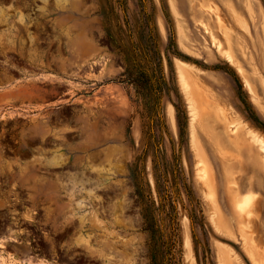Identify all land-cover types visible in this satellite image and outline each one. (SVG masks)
<instances>
[{"label": "rangeland", "instance_id": "obj_1", "mask_svg": "<svg viewBox=\"0 0 264 264\" xmlns=\"http://www.w3.org/2000/svg\"><path fill=\"white\" fill-rule=\"evenodd\" d=\"M182 64L203 93L193 128ZM253 133L264 0H0V216L27 186L97 264H264ZM69 159L86 161L75 177L38 176ZM7 244L0 264H32Z\"/></svg>", "mask_w": 264, "mask_h": 264}, {"label": "flooded vegetation", "instance_id": "obj_2", "mask_svg": "<svg viewBox=\"0 0 264 264\" xmlns=\"http://www.w3.org/2000/svg\"><path fill=\"white\" fill-rule=\"evenodd\" d=\"M74 137L75 135L71 136V138ZM74 143L75 140L73 141ZM32 161V158L19 160L20 163H31ZM83 165L84 167L86 166L85 160L69 159L66 163L53 167L56 170L37 168L40 172L38 176L52 182L56 180V177L67 179L69 174H73L75 177L77 173H81L82 169L80 167ZM83 170L86 172L85 169ZM45 192L32 193L28 191L27 186H22L18 191L14 192V201L9 204V208L5 209L0 216V236L6 238L7 246L17 252V257L25 263L29 261L34 263V260L41 262L43 260L45 264H48L47 261H49V264L99 263L100 259H93L89 255H77L74 252L73 244L78 230L75 224H69L62 231H54L46 216L49 214V210L52 211L51 214H55L58 211H56L57 207L50 206L49 202L45 200L48 198ZM53 192L59 193L57 196L60 198L64 197L61 190ZM34 198L35 200H33ZM65 203V201H62L61 206ZM34 206L38 210L34 211L35 216L29 219L27 211Z\"/></svg>", "mask_w": 264, "mask_h": 264}, {"label": "bare ground", "instance_id": "obj_3", "mask_svg": "<svg viewBox=\"0 0 264 264\" xmlns=\"http://www.w3.org/2000/svg\"><path fill=\"white\" fill-rule=\"evenodd\" d=\"M223 35H225V34H223ZM251 36V35H250ZM212 40V39H211ZM230 41V40H229ZM219 48H220V45H219ZM223 53H225V52H223ZM228 53H230V52H226V56L228 55ZM230 57V58H229ZM228 57V59H231V55ZM183 65H185V64H182V65H180L179 66V79H180V83H181V85H182V87H183V90H185L186 91V93H187V95L189 96V100H190V106H189V108H190V115H191V127L193 128L194 127V123H195V121H196V119H197V117H198V115H197V113H196V110H195V99L198 97L199 99H203V93H202V91L200 90V89H197V96L196 95H194V92L191 90L192 88H191V84H190V81H189V76H188V72H187V70L186 69H188V68H186L185 69V67H183ZM186 66V65H185ZM240 73H242L243 74V76H245L246 74V72L244 71V69L240 66L239 67V70H238ZM239 73V74H240ZM242 74H241V76H242ZM191 76V75H190ZM246 77V76H245ZM243 78V77H242ZM244 80H246V79H244ZM250 80V79H249ZM244 83H246V82H244ZM251 83V82H250ZM248 86H249V84H248ZM197 87V86H196ZM249 90H250V88H249ZM252 91H253V89H252ZM251 91V92H252ZM257 95H255V97H256ZM254 97V98H255ZM256 100V99H255ZM202 102V101H201ZM207 104H208V102H207ZM209 105V104H208ZM205 109L206 108H204V112L203 113H205V116L203 115V118H204V120L205 119H209L210 118V116H211V113H210V111L209 112H205ZM202 113V112H201ZM203 120V121H204ZM202 121V120H201ZM235 124V123H234ZM234 124L232 123V125L231 126H234ZM234 131V130H233ZM191 133H193V132H191ZM235 133H237L236 135H240L239 134V131H236L235 130ZM234 134V133H233ZM251 136H252V139L254 138L255 140H256V142H260L259 144H260V147L262 146V148L264 149V140L263 139H260V137H258L257 136V134H251ZM194 137V136H193ZM235 138V137H234ZM242 140V139H241ZM233 141V143H241L240 141H239V139H233L232 140ZM245 142V141H244ZM254 142V141H253ZM255 142V143H256ZM262 144V145H261ZM262 150V149H261ZM238 203V202H237ZM237 205V204H236ZM236 205H235V207H236ZM239 205V204H238ZM243 205V204H242ZM241 205V206H242ZM238 208V207H237ZM254 246V245H253ZM252 247V246H251ZM252 251L250 250V252L249 253H251ZM253 254V253H252ZM229 256V255H228ZM252 256V255H251ZM34 257V256H33ZM252 258H253V260H254V255L252 256ZM31 260H32V258H31ZM34 261H37V260H34ZM41 262V261H40ZM42 262H44L43 260H42ZM1 263H3V261H1ZM34 263H36V262H34ZM45 263V262H44ZM47 263L49 264V261H47ZM231 263V262H230ZM33 264V263H32ZM36 264H40L39 263V260H38V263H36Z\"/></svg>", "mask_w": 264, "mask_h": 264}, {"label": "crops", "instance_id": "obj_4", "mask_svg": "<svg viewBox=\"0 0 264 264\" xmlns=\"http://www.w3.org/2000/svg\"><path fill=\"white\" fill-rule=\"evenodd\" d=\"M38 104H41V103H38Z\"/></svg>", "mask_w": 264, "mask_h": 264}]
</instances>
